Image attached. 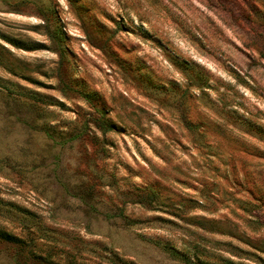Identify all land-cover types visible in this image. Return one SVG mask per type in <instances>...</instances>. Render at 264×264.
Segmentation results:
<instances>
[{
  "label": "rangeland",
  "instance_id": "rangeland-1",
  "mask_svg": "<svg viewBox=\"0 0 264 264\" xmlns=\"http://www.w3.org/2000/svg\"><path fill=\"white\" fill-rule=\"evenodd\" d=\"M0 228V264H264V0H0Z\"/></svg>",
  "mask_w": 264,
  "mask_h": 264
},
{
  "label": "trees",
  "instance_id": "trees-1",
  "mask_svg": "<svg viewBox=\"0 0 264 264\" xmlns=\"http://www.w3.org/2000/svg\"><path fill=\"white\" fill-rule=\"evenodd\" d=\"M46 29H47L46 34L48 35L50 40L57 43L60 49V56H61L60 59L62 60L64 56H63L62 48L60 46L59 33L57 31H50L48 27ZM95 124L104 133L108 131H112L116 128V126L113 123L109 122L108 119L104 117L103 113H101L99 118L95 119ZM0 241L13 243V244L18 245L19 247H22L24 244V241L22 239H20L19 237L15 235L10 234L9 232L1 228H0ZM17 264H20V263H17Z\"/></svg>",
  "mask_w": 264,
  "mask_h": 264
}]
</instances>
